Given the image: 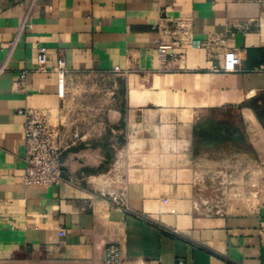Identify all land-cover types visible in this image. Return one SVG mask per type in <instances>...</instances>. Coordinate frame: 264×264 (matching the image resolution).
I'll return each instance as SVG.
<instances>
[{"label": "crops", "instance_id": "0c3cea01", "mask_svg": "<svg viewBox=\"0 0 264 264\" xmlns=\"http://www.w3.org/2000/svg\"><path fill=\"white\" fill-rule=\"evenodd\" d=\"M261 67L264 0H0V264H264ZM25 109L57 186L22 183Z\"/></svg>", "mask_w": 264, "mask_h": 264}, {"label": "built area", "instance_id": "2783aa9c", "mask_svg": "<svg viewBox=\"0 0 264 264\" xmlns=\"http://www.w3.org/2000/svg\"><path fill=\"white\" fill-rule=\"evenodd\" d=\"M193 44L192 42H189ZM199 47V44L195 45ZM168 47H159V52L164 53ZM39 67L44 64V54L37 58ZM264 70V67L257 71ZM213 71L230 73L235 71V55L226 53L221 66L213 68ZM54 72L57 74L58 95L63 97V82L65 62L57 61ZM24 118L23 139L25 142L24 169L21 176L22 183L26 187L57 186L62 181L64 152L68 148L61 142V131L58 127L49 123L46 114L32 109L18 112ZM143 219V216H138ZM104 264H124L121 258L120 248L115 244H108L104 249ZM176 264H183L178 261Z\"/></svg>", "mask_w": 264, "mask_h": 264}]
</instances>
